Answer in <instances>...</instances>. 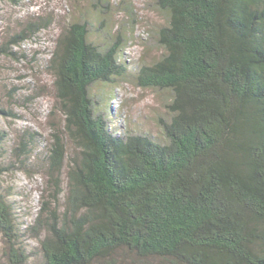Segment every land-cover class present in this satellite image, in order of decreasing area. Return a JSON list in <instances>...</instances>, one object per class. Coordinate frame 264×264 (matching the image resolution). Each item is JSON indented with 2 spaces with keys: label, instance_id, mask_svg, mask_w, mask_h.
<instances>
[{
  "label": "trees",
  "instance_id": "1",
  "mask_svg": "<svg viewBox=\"0 0 264 264\" xmlns=\"http://www.w3.org/2000/svg\"><path fill=\"white\" fill-rule=\"evenodd\" d=\"M148 2L159 55L129 67L106 19L72 18L43 65L64 117L48 149L36 130L0 129V179L17 163L49 188L24 226L0 180V264H264V0ZM55 21H22L0 56ZM121 81L154 92L140 122L118 124L94 93Z\"/></svg>",
  "mask_w": 264,
  "mask_h": 264
},
{
  "label": "rangeland",
  "instance_id": "2",
  "mask_svg": "<svg viewBox=\"0 0 264 264\" xmlns=\"http://www.w3.org/2000/svg\"><path fill=\"white\" fill-rule=\"evenodd\" d=\"M148 1L108 0L109 7L103 8L99 0H0V43L7 41L8 37L19 29L22 21L25 22L29 17L48 16L52 13L56 20L34 38L19 45L13 44V50L18 53L16 58L0 56V104L18 114L10 125L7 119L0 118V129L9 131L10 137H15L25 127L36 130L42 135L41 138L48 149L52 126H61L64 117L57 109L52 76L43 65L51 55L59 32L72 18L89 20L90 15H95L101 23L106 19L102 27L109 29L112 39H126L123 58L129 67L159 55L161 48L157 46L154 38L157 24L163 23L164 17ZM101 11L104 13L101 14ZM92 39L101 40L95 33ZM20 53L26 54V59L19 56ZM33 56L35 60H32ZM94 93L111 97L104 103L107 102L112 111L118 113L119 119L116 121L120 125L140 122L144 115L151 113L153 104L157 101L154 92L140 90L133 84L122 81L119 86L114 87L99 83ZM33 162L39 163L38 160ZM17 166L15 163L13 169L0 180L5 186L14 185L13 197L17 201L24 226H27L37 214L39 201L48 194L49 188L46 184L47 177L43 173H27ZM66 182L64 173L63 184L66 185ZM27 242L30 246L37 245L36 239L31 236L27 238ZM1 245L0 238V248Z\"/></svg>",
  "mask_w": 264,
  "mask_h": 264
}]
</instances>
